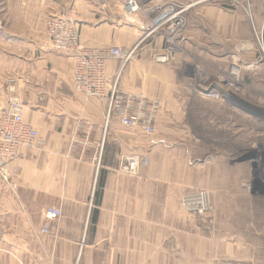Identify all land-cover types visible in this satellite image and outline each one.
<instances>
[{
  "label": "crops",
  "instance_id": "1",
  "mask_svg": "<svg viewBox=\"0 0 264 264\" xmlns=\"http://www.w3.org/2000/svg\"><path fill=\"white\" fill-rule=\"evenodd\" d=\"M177 1L189 5L187 47L218 65L234 56L253 67V27L264 31V0ZM170 10L167 6L151 17L140 12L139 21L157 20ZM21 11L20 21L13 23L21 28L13 34L32 43H25L15 62L10 53L0 57V110L11 98L20 99L25 120L43 144L23 149L8 164L9 180L0 171V264H212L196 246V229L181 227L186 220L180 194L205 164L197 166L190 158L187 112L203 102L185 91L179 56L154 61L164 37L156 31L143 40L148 29L125 18L123 0L25 3ZM52 14L73 20L84 48L129 50L139 44L127 62L108 58L106 73L112 78L120 73L124 92L161 100L153 134L125 126L115 111L109 113L107 99L76 90L73 53L54 49L46 30ZM11 74L12 90L5 81ZM249 82L264 86V77ZM206 117V124L221 127L219 113ZM228 123L236 129L233 118ZM125 154L148 156L139 175L120 171ZM217 168L204 174L220 178ZM228 169L230 182H236V164L230 161ZM48 206L61 207L63 216L49 221Z\"/></svg>",
  "mask_w": 264,
  "mask_h": 264
},
{
  "label": "rangeland",
  "instance_id": "2",
  "mask_svg": "<svg viewBox=\"0 0 264 264\" xmlns=\"http://www.w3.org/2000/svg\"><path fill=\"white\" fill-rule=\"evenodd\" d=\"M65 1L67 0H0V57L10 53L15 62L20 57L21 50L25 49V43H32L22 42L13 34L21 28L13 23L18 24L21 13H25L21 11L25 3L45 2L57 6V3L63 4ZM11 17H17V21ZM256 32L264 31L254 28L257 58L251 63H256L258 67H249V62L234 56L228 64L218 65L204 52L189 47L187 58L183 60V56H179L181 61L178 76L185 86V91L190 98L199 96L203 102L199 108L197 105H190L187 112L192 149L190 158L197 166L205 164L200 167L195 183L184 186L180 194L179 207L186 220L182 221L181 227L196 229V246L198 250L205 251L206 261L214 260L212 264H264V152L261 153V167H256L251 161L252 155L255 156V152L251 151L252 143L264 141V86L259 82H249L251 78L259 81L264 77V62L260 60ZM243 58L246 56L243 55ZM233 61L242 64L241 81H245V85L250 87L244 85L238 96L231 92L222 93L218 100L204 98L198 94L197 81L193 77L196 62L202 64L208 74L212 75L226 71ZM218 113L222 124L220 128L217 123L214 127V124L204 122L207 115ZM230 117L236 122V129L228 123ZM223 120H226L225 126ZM205 125H208L209 129H205ZM213 140L214 146H208L213 144ZM230 161L236 164V182H230ZM219 166L220 178L204 174L210 167L214 171V167ZM201 191L208 192L209 195V208L202 213L186 205L183 200V195Z\"/></svg>",
  "mask_w": 264,
  "mask_h": 264
},
{
  "label": "built area",
  "instance_id": "3",
  "mask_svg": "<svg viewBox=\"0 0 264 264\" xmlns=\"http://www.w3.org/2000/svg\"><path fill=\"white\" fill-rule=\"evenodd\" d=\"M167 6L171 10L159 19H152L146 23L139 21L140 12L151 17L156 12L161 13ZM188 6L180 4L177 0H123V13L126 19L137 20L143 28L148 29L143 40L156 31L164 37L162 50L155 52L152 59L165 63L177 55L180 57L182 55L183 60L189 56L186 44L189 25ZM248 14L252 18L249 8ZM47 32L54 49L73 53L74 82L78 92L107 99L109 113L115 111L125 126L138 127L148 135L155 132L156 120L162 108L161 100L145 92H124L119 84L120 73L115 78L106 73L108 58H122L127 62L135 55L139 44L129 50H125L122 46L84 48L81 46L79 31L73 20L63 14H52L48 17ZM256 38L261 54L260 60L264 62V32H256ZM251 65L258 67L256 63ZM242 69V64L233 61L226 71L210 75L202 64L196 62L193 77L197 81L198 94L204 98L218 100L222 93H240L243 88L240 78ZM14 80V75L6 77L10 90ZM41 144L43 142L39 138L38 130L25 120L23 102L11 98L0 110V171L3 178L9 180L10 173L7 166L22 156L23 149ZM252 150L255 156L252 155L251 161L259 168L263 165L261 153L264 152V141L253 142ZM147 163V155L125 154L120 171L137 176ZM183 200L186 205L192 206L201 213L209 208V195L205 191L183 195ZM63 213V209L58 206H48L45 210V216L49 221L59 219ZM42 230L48 231V228Z\"/></svg>",
  "mask_w": 264,
  "mask_h": 264
},
{
  "label": "flooded vegetation",
  "instance_id": "4",
  "mask_svg": "<svg viewBox=\"0 0 264 264\" xmlns=\"http://www.w3.org/2000/svg\"><path fill=\"white\" fill-rule=\"evenodd\" d=\"M243 82H244V83H243L242 91H243V89H244V85H245V81H243ZM246 85H248V84H246ZM246 85H245V87H246ZM248 86H249V85H248ZM249 87H250V86H249ZM242 91H241V92H242ZM241 92H240V93H241ZM238 94H239V93H238ZM238 94H234V95L238 96ZM234 100H235V99H234Z\"/></svg>",
  "mask_w": 264,
  "mask_h": 264
}]
</instances>
